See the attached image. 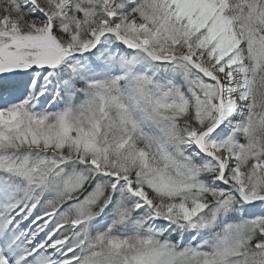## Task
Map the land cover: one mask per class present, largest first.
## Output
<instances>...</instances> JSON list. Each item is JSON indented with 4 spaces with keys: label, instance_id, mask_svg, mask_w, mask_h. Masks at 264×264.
<instances>
[{
    "label": "snow or ice",
    "instance_id": "obj_1",
    "mask_svg": "<svg viewBox=\"0 0 264 264\" xmlns=\"http://www.w3.org/2000/svg\"><path fill=\"white\" fill-rule=\"evenodd\" d=\"M0 264H264V0H0Z\"/></svg>",
    "mask_w": 264,
    "mask_h": 264
}]
</instances>
